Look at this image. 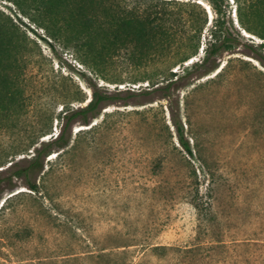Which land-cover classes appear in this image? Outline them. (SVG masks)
Masks as SVG:
<instances>
[{"label": "rangeland", "instance_id": "rangeland-1", "mask_svg": "<svg viewBox=\"0 0 264 264\" xmlns=\"http://www.w3.org/2000/svg\"><path fill=\"white\" fill-rule=\"evenodd\" d=\"M202 2L211 22L215 13ZM0 16L33 54L22 76L27 106L0 126V264H264V64L243 54L251 49L221 54L220 68L230 60L222 78L212 80L214 73L183 90L193 156L168 137L167 101L128 97L147 82H100L112 92L118 87L129 105L75 126V137L85 134L61 160L47 158L32 191L17 179L11 188L7 169L26 156L18 145L62 109V101L52 102L51 84L62 81L88 97L91 90L72 49L51 40L12 0H0ZM211 27L194 59L203 57ZM240 32L243 43L264 42ZM193 171L196 181L188 177Z\"/></svg>", "mask_w": 264, "mask_h": 264}, {"label": "trees", "instance_id": "trees-1", "mask_svg": "<svg viewBox=\"0 0 264 264\" xmlns=\"http://www.w3.org/2000/svg\"><path fill=\"white\" fill-rule=\"evenodd\" d=\"M12 1L51 40L72 49L75 60L85 69L81 76L91 96L69 89L62 81H53L52 102L62 101V109L57 116L53 112L48 121L37 125L34 138L18 145V151L26 156L12 161L7 169L12 173L11 188L16 186L13 179H17L37 191L47 158L57 154L61 160L74 148L75 126L91 125L112 106L129 105L122 100L123 91L118 87L112 92L100 82H147L146 89L140 92L127 90L128 97L157 95L167 101L171 120V126L166 124L168 137L175 135L179 146L193 156L181 118L183 90L214 73L212 80L222 78L230 60L220 68L218 59L223 53L236 54L241 46L251 49L243 54L264 64V55L259 53L264 42L257 47L251 39L243 43L245 36L240 32L244 30L264 40V0H206L215 13L211 22L203 0ZM208 26L212 27L202 50L204 55L194 59L200 54ZM31 55L15 26L0 16V126L16 121L15 116L27 106L22 76L29 69ZM190 60L192 63H187ZM84 131L80 129L75 140ZM30 150L33 151L29 153ZM188 177L196 181L197 174L193 171Z\"/></svg>", "mask_w": 264, "mask_h": 264}]
</instances>
